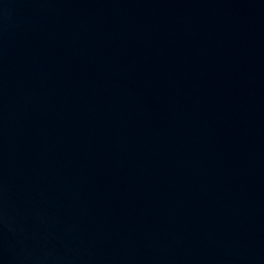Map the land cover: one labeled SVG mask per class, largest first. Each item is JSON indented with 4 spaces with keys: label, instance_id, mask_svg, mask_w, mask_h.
<instances>
[{
    "label": "water",
    "instance_id": "95a60500",
    "mask_svg": "<svg viewBox=\"0 0 264 264\" xmlns=\"http://www.w3.org/2000/svg\"><path fill=\"white\" fill-rule=\"evenodd\" d=\"M0 264H264V0H0Z\"/></svg>",
    "mask_w": 264,
    "mask_h": 264
}]
</instances>
